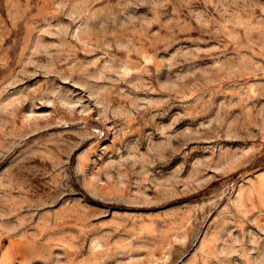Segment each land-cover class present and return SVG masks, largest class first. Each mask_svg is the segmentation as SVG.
Wrapping results in <instances>:
<instances>
[{
	"label": "rangeland",
	"instance_id": "obj_1",
	"mask_svg": "<svg viewBox=\"0 0 264 264\" xmlns=\"http://www.w3.org/2000/svg\"><path fill=\"white\" fill-rule=\"evenodd\" d=\"M0 264H264V0H0Z\"/></svg>",
	"mask_w": 264,
	"mask_h": 264
}]
</instances>
